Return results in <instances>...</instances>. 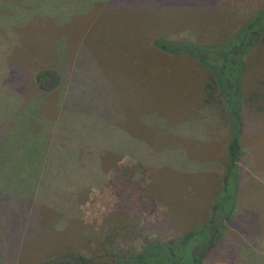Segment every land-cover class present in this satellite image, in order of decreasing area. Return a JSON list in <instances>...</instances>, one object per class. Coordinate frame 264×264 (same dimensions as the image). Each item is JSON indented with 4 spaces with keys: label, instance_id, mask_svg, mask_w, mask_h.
Masks as SVG:
<instances>
[{
    "label": "rangeland",
    "instance_id": "rangeland-1",
    "mask_svg": "<svg viewBox=\"0 0 264 264\" xmlns=\"http://www.w3.org/2000/svg\"><path fill=\"white\" fill-rule=\"evenodd\" d=\"M202 1L0 0V190L30 189L32 164L44 153L37 140L49 144L46 171L58 173L54 182L66 187L83 185L86 174L66 176L69 147L77 153L68 164L78 169L88 152L94 160L108 150L136 154L140 162L125 155L80 201L86 232L104 228L101 236L111 237L105 248L134 254L146 241L165 243L198 229L215 213L226 228L203 264H264V103L250 112L254 117H242L244 155L228 170L230 133L210 72L195 59L162 58L151 45L159 35L215 41L236 27L250 3L263 8L264 0H216L227 10L195 19L192 7ZM44 69L61 78L47 93L33 81ZM253 75L245 97L264 98V81L254 85ZM49 150L59 151L57 162ZM102 168L91 177L97 184ZM42 195L46 201L49 193ZM119 196L131 206L117 226L109 217ZM15 213L16 205L0 195V221ZM49 223L42 229L50 232L30 241L18 264H33L52 246ZM62 235L61 249L71 234Z\"/></svg>",
    "mask_w": 264,
    "mask_h": 264
},
{
    "label": "trees",
    "instance_id": "trees-1",
    "mask_svg": "<svg viewBox=\"0 0 264 264\" xmlns=\"http://www.w3.org/2000/svg\"><path fill=\"white\" fill-rule=\"evenodd\" d=\"M207 1L208 3H206ZM223 6L225 4L218 5L216 0H204L199 7H192L194 9L192 14L195 19L210 17L211 15L206 11L227 10V7L222 8ZM231 7L233 8V6ZM232 8L228 11L231 12ZM240 8L242 9V6ZM246 9L248 13L243 15L240 20L238 18L236 27L234 26L228 33L219 36L215 41H207L201 37L169 41L159 35L153 37L151 42V45L155 47L154 50L161 57L169 55L195 59L210 72L213 82L222 95L224 118H226L230 133L228 170L231 167L234 168L235 165L237 168L244 155L241 146L240 122L243 120L242 117L249 115L252 117L250 112L259 110L261 103H264V98L245 97L247 90L252 87L248 78L251 73L258 78L255 79L254 85L261 80L264 81V7H255L254 3H250ZM256 62L258 68L254 70L253 63ZM33 81L37 89L45 93L55 90L61 84L60 75L52 69L37 71ZM37 142L35 141V145L38 149L40 147L44 153L42 161H34L32 164L30 189L24 193L12 189V186L10 190L3 189L7 192L0 190V195L6 201L16 205V213L13 214L12 220L0 221V264H18L17 261L25 257V254L28 255L27 246L30 245V241L38 237L40 233L50 232V229L47 230L48 228L42 229L46 220L52 225L53 233L55 232L54 238L51 240L52 246H44L45 250L38 254L39 256L36 257L33 264H203L202 257L207 253L208 248L214 246L215 242L221 239L222 233L218 234V230L224 231L226 223L224 219L223 222L221 221L219 215L213 213L214 215H211L210 219L202 222L201 227L192 228L171 241L165 243L157 240L146 241L139 253H114L113 247L105 248V244L111 237L106 234L104 237L101 236L105 233L104 228H102L101 234L85 231L86 228L81 223L79 216L80 201L87 198L91 189L104 183L108 169L125 155H130L139 162L141 160L136 154L115 150H108L105 153V158L97 157L94 160L95 156L88 152L87 167L78 169L68 164L70 160L76 158L77 153L73 147H69V152L64 154L67 157L65 160L67 165L63 168L66 176L71 180L73 175L81 177L83 175L81 170H85L86 174L81 179L84 181L83 185L77 187L75 183H71L66 187L54 182L58 173H50L51 170H49L50 172L46 171L44 161L48 155L45 153L49 144L46 142L44 147V142L40 140ZM58 152L52 154L50 151L52 163L57 162ZM98 166L101 168L104 166L100 184L91 178L96 177ZM227 166L226 169L224 168L225 170H227ZM224 175L223 178H225ZM60 188H62L63 194L56 193ZM44 190L49 193L46 201L42 195ZM63 196L65 199H62ZM120 198L122 200L109 217L112 219V223L117 226L125 224L124 222L128 220L127 210L131 206L130 202L127 203L123 197ZM39 206L40 208L45 207L46 214H42L40 209L38 212ZM218 209H222L221 203ZM120 218L121 220H119ZM9 221L10 228L8 229ZM65 232L71 234L70 241L61 249L60 239ZM188 254H191V260H187Z\"/></svg>",
    "mask_w": 264,
    "mask_h": 264
}]
</instances>
